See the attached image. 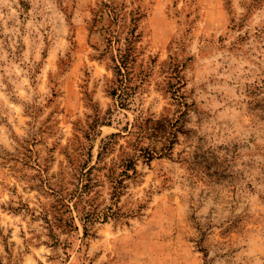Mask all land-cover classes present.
Listing matches in <instances>:
<instances>
[{
  "label": "rangeland",
  "instance_id": "rangeland-1",
  "mask_svg": "<svg viewBox=\"0 0 264 264\" xmlns=\"http://www.w3.org/2000/svg\"><path fill=\"white\" fill-rule=\"evenodd\" d=\"M0 264H264V0H0Z\"/></svg>",
  "mask_w": 264,
  "mask_h": 264
}]
</instances>
